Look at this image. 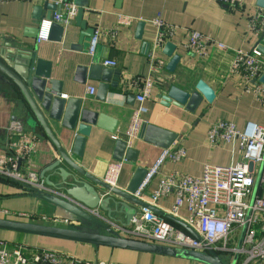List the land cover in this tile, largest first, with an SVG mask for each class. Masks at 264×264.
Listing matches in <instances>:
<instances>
[{"label":"crops","instance_id":"crops-1","mask_svg":"<svg viewBox=\"0 0 264 264\" xmlns=\"http://www.w3.org/2000/svg\"><path fill=\"white\" fill-rule=\"evenodd\" d=\"M44 1L0 2V46L9 43L20 46L18 42L36 46L39 57L53 62V78L62 82V91L67 98L82 99L85 106L103 112L119 122L116 134L93 126L84 155L75 157L77 163L94 176L106 181L110 164L119 162L114 159L116 142L119 138L127 139L134 111L140 105L136 96L147 78L152 80V88L144 102L147 111L142 114L143 122L175 132L178 137L174 143L183 145L187 151L182 161L166 162L163 173L177 171L201 176L208 163L230 164L239 158L229 144H208L207 133L213 121L229 120L241 130L248 123L264 126V99L255 97L253 91L256 84L246 81L243 76L234 74L231 70L239 51L251 52L257 48L260 36L249 29V19L258 8L257 0H248L246 6L237 9L228 8L217 0H121V3L118 0H90L84 19L89 27L96 28L95 34L99 36V44L94 54L88 52L91 38L85 40L82 49L75 47L82 31L75 19L68 25L64 24L66 29L61 42L52 39L39 41L38 38L24 36L26 28L38 26L33 18L34 8L42 5ZM66 4L75 3L69 0ZM121 15L133 18L132 23L121 24ZM158 16L179 27L171 39L177 45L175 53L181 55V61L174 72H170L167 65L159 72L150 70L149 53L157 37V28L151 23V19ZM139 22L145 23L141 37L137 33ZM191 30L224 42L228 45V50L212 48L207 57L193 55L185 47ZM148 43L150 46L147 49ZM155 54L167 62L170 60L163 53V49H157ZM105 60H116L117 67L107 68L119 70L121 73L118 86L110 87L107 100L102 102L97 96L99 81L87 77L84 83L78 82L76 75L78 67L89 68L98 62L102 64ZM200 79L214 89L216 98L213 103L204 99L195 112L174 104H162L160 95L167 93L172 85L192 91ZM7 82L0 73V155L13 154L15 144L25 138H34V151L20 165V170L24 174L34 173L41 178L43 170L60 157L58 148L41 127L32 128L24 122L22 132L10 130L12 124L17 122L15 118L25 120L29 107L19 89ZM90 86L96 87L95 94L89 93ZM131 96L135 98L131 100ZM50 123L66 149H71L76 133L65 129L60 122L50 120ZM131 147L138 150V160L131 162L124 158L116 187L121 190L127 189L139 166L147 169L151 167L164 149L139 137L133 141ZM63 167L71 170L66 165ZM45 176L62 186V178L58 173L47 171ZM158 181L159 178L153 181L151 189L157 187ZM173 204V197L165 198L159 201L156 208L168 213ZM102 212L106 216V212ZM59 214L60 211L48 202L31 196L16 184L0 180V218L52 225L55 220H64L59 218ZM179 214L188 216L186 207H182ZM114 216L125 222L123 214ZM169 221L183 227L182 224ZM0 238L24 244V248L30 251L54 249L85 260H106L114 264H203L182 258L106 246L96 247L2 229ZM24 252L27 250L24 249ZM224 261L229 264L228 260Z\"/></svg>","mask_w":264,"mask_h":264},{"label":"built area","instance_id":"built-area-1","mask_svg":"<svg viewBox=\"0 0 264 264\" xmlns=\"http://www.w3.org/2000/svg\"><path fill=\"white\" fill-rule=\"evenodd\" d=\"M9 1L15 0H0L2 3ZM217 1L231 9L248 4V0ZM55 2L62 4V10L55 12L52 19L44 22L39 41L49 40L52 24L68 25L76 17L75 4H66L63 9L65 4L61 3L62 0ZM119 20L121 24H130L133 18L121 15ZM249 21V29L261 37L264 34V9L258 7ZM151 23L157 28V37L149 53L150 70L159 72L165 69L168 62L157 57L155 52L157 49L162 50L171 41L179 27L161 16L151 19ZM98 44L99 36L95 34L90 40L88 52L94 54ZM185 47L199 57H207L212 48L228 50V45L224 42L195 30L189 33ZM102 65L117 67L118 62L105 60ZM231 70L232 73L243 76L246 81L254 82L255 97L264 99V84L260 82L264 75V55L256 47L251 52L239 51ZM151 88L152 80L147 78L136 96L140 105L134 111L127 132L128 147L139 137L144 123L142 114L147 111L144 102ZM88 91L95 94L96 87L90 86ZM17 122L12 124L10 130L20 133L22 125ZM33 142L34 138H25L13 146V154L0 155V180L14 183L24 191L40 190L73 201L64 191L48 185L37 174L21 172L20 165L34 151ZM207 142L210 146L229 144L239 158L230 164L208 163L201 176L177 171L163 173L166 162H179L187 155L183 145L174 143L163 149L158 159L148 168L140 187L133 193L135 197L155 208L160 200L173 197L174 204L168 213L181 220L188 228L177 226L146 207H138L131 222L126 223L108 218L100 207L89 208L76 203L88 213L105 221L124 238L202 253L214 250L224 260H228L229 264H233L236 257V264H264V126L248 123L241 130L229 120L213 121L207 133ZM123 165V161L111 163L105 182L117 187ZM156 178H159L157 187L151 189ZM182 207H186L188 216L179 214ZM71 223L66 219H59L52 225L67 226ZM24 249L27 250L26 253ZM31 251L24 248V244L0 238V264H114L106 260H85L54 249Z\"/></svg>","mask_w":264,"mask_h":264},{"label":"water","instance_id":"water-1","mask_svg":"<svg viewBox=\"0 0 264 264\" xmlns=\"http://www.w3.org/2000/svg\"><path fill=\"white\" fill-rule=\"evenodd\" d=\"M68 1L63 0L64 3ZM73 2L78 6L75 17L76 23L82 29L79 43L75 46L80 50L85 40L95 35L96 28L94 26L89 27L87 20L84 19L85 10L89 7L90 0H73ZM118 2L121 3V0H118ZM256 5L264 9V0H257ZM61 10L62 4H56L52 0H45L42 5H36L33 18L38 22V26L26 28L24 36L37 39L44 22L50 20L55 12H60ZM144 25V22H139L138 37H141ZM65 29L64 24H52L49 39L61 42ZM18 43L20 46H13L11 43L0 46V73L2 79L19 89L29 107L25 120L21 118L19 120L15 118L14 120L19 121L21 125L26 122L32 128H43L44 133L53 140L58 148L60 157L56 158L54 162L43 170L41 178H45L48 185L64 191L73 201L47 194L40 190H33L29 194L54 206L61 213L59 214L61 217L55 215L57 218L66 219L73 224L56 226L0 218V229L91 244L96 247L106 246L114 249L182 258L203 264H226L223 257L214 250H210V253H202L124 238L116 233L105 221L88 213L77 204L80 203L89 208L100 207L106 212L108 218L119 222L124 221L117 219L114 215L123 214L126 223L131 222L137 213L138 207H146L188 228L178 218L157 210V208L150 206L133 195L144 181L148 173L147 168L139 166L127 189L121 190L94 176L77 163L75 157L84 155L87 139L93 131V126L116 134L119 122L103 112L92 110L85 106V102L82 99L67 98L62 91V82L53 78V62L39 57L36 46ZM149 46V43L146 44V48ZM176 49L177 45L173 41H168L163 48V53L170 57L167 64V69L170 72H174L181 61V55L175 53ZM257 50L264 55V34L259 39ZM120 73L119 70L107 68L98 62L89 68L78 67L76 80L84 83L86 78L89 77L99 81L97 96L100 101L105 102L108 98L110 87L118 86ZM260 81L264 83V75ZM134 98L135 96H131V100ZM160 98L162 104L166 106L174 104L195 112L204 99L209 103H213L216 93L207 82L200 79L192 91L172 85L167 93L160 95ZM50 120L60 122L65 129L76 133L71 149H66L58 139ZM177 137L178 135L175 132L146 122L143 123L139 133L140 139L164 149L171 147ZM138 155L137 149L128 148V143L125 139H117L114 152L116 161H123L125 158L131 162H137ZM63 165L68 166L71 170L66 169ZM47 171L58 173L62 178V186L51 181L50 178H46L45 173ZM236 259L237 257L233 264H236Z\"/></svg>","mask_w":264,"mask_h":264},{"label":"trees","instance_id":"trees-1","mask_svg":"<svg viewBox=\"0 0 264 264\" xmlns=\"http://www.w3.org/2000/svg\"><path fill=\"white\" fill-rule=\"evenodd\" d=\"M4 182L15 185L14 183H10V182H8V181H4ZM25 192H26V193H30V191H25Z\"/></svg>","mask_w":264,"mask_h":264},{"label":"bare ground","instance_id":"bare-ground-1","mask_svg":"<svg viewBox=\"0 0 264 264\" xmlns=\"http://www.w3.org/2000/svg\"><path fill=\"white\" fill-rule=\"evenodd\" d=\"M68 2H69V1H68ZM68 2H66V3H68ZM61 3H63V4H66V3H64V2H63V0H62V2H61ZM52 18H53V17H52ZM52 18H51V19H52ZM60 24H62V23H60ZM260 79H261V78H260ZM262 83H263V82H262Z\"/></svg>","mask_w":264,"mask_h":264},{"label":"rangeland","instance_id":"rangeland-1","mask_svg":"<svg viewBox=\"0 0 264 264\" xmlns=\"http://www.w3.org/2000/svg\"><path fill=\"white\" fill-rule=\"evenodd\" d=\"M63 253H66V252H63ZM67 254V253H66ZM119 264H123L122 262H120Z\"/></svg>","mask_w":264,"mask_h":264}]
</instances>
